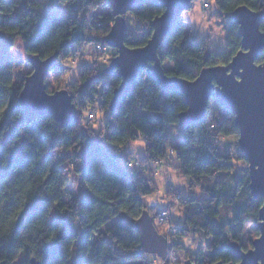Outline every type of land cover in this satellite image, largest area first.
Returning <instances> with one entry per match:
<instances>
[{"label":"trees","instance_id":"trees-1","mask_svg":"<svg viewBox=\"0 0 264 264\" xmlns=\"http://www.w3.org/2000/svg\"><path fill=\"white\" fill-rule=\"evenodd\" d=\"M214 1L229 17L227 49H212L209 37L196 40L181 15L163 43L168 45L167 75L195 80L206 67L228 65L242 48L232 13L243 5L264 12V0ZM103 5L109 4L0 0V228L5 233L0 236V264H31L32 258L40 264H152L135 221L146 210L145 197L157 191L158 179L154 171L130 168L133 156L119 151L140 136L146 146L141 160L171 157L175 175L186 178L191 188L189 195L180 193L184 216L182 224L173 226L175 248L186 253L182 239L195 234L207 244L205 252H192L196 264H237L240 259L231 243L240 242L245 251L252 248V241L242 240L249 223L258 230L263 198L251 194L249 164L238 143L222 144V138L239 137L234 113L217 103L213 112L208 107L206 122L181 129L179 115L188 107L184 95L164 92L146 70L135 88L110 109L121 76L109 66L100 71L98 60L116 55L104 42L115 17L111 12L98 14L101 27L90 19L92 9ZM163 11L162 4L149 0L130 6L125 44L146 45L152 37L151 22ZM133 22L140 25L134 28ZM260 30L264 32V18ZM94 39L105 52H96L93 62L83 60L77 77L62 86L74 96L79 119L63 127L55 117L22 107L20 93L29 74L19 80L15 73L10 53L17 42L28 56L57 55L51 70L65 72L59 60ZM263 61L264 53L256 62ZM97 107L104 115L102 133L85 116L86 110L97 113ZM175 126L181 135L171 147L169 131ZM237 161L246 166L237 170Z\"/></svg>","mask_w":264,"mask_h":264},{"label":"water","instance_id":"water-1","mask_svg":"<svg viewBox=\"0 0 264 264\" xmlns=\"http://www.w3.org/2000/svg\"><path fill=\"white\" fill-rule=\"evenodd\" d=\"M147 0H106L115 20L104 42L116 49L109 68L117 70L121 84L114 91L110 109H115L121 98L131 92L140 76L146 70L150 77L158 80L164 92L176 90L187 101L186 111L179 115L181 129L206 122L208 107L212 99L228 112H233L239 131V149L249 164L250 190L255 198H263L264 205V61L257 63L264 51V32L260 23L263 11H254L247 6H239L231 15L238 24L242 37V48L228 65H217L203 69L195 80L169 76L160 57V48L181 15L191 8L193 0H149L164 6V15L152 22V37L138 48L125 44L128 25L126 12L137 2ZM169 5L171 8L169 9ZM191 5V6H189ZM167 9V11H166ZM57 55L42 59L37 55L27 58L32 71L23 82L20 93L22 107L42 115H49L64 127L80 118V110L74 103V96L67 89L48 92L46 78L56 64ZM257 229L260 234L252 242V248L243 250L240 242L231 243L233 254L240 259L237 264H264V207L258 212ZM141 235V246L145 253L155 254L168 264L169 245L153 222L151 214L144 210L135 221ZM31 264H40L32 258ZM184 264H196L188 259ZM215 264H234L222 261Z\"/></svg>","mask_w":264,"mask_h":264},{"label":"rangeland","instance_id":"rangeland-1","mask_svg":"<svg viewBox=\"0 0 264 264\" xmlns=\"http://www.w3.org/2000/svg\"><path fill=\"white\" fill-rule=\"evenodd\" d=\"M206 0H193L192 6L190 9L186 10L182 17L186 19L192 26V33L193 37L196 40H202L205 37H209V44L214 50L219 51H225L227 49V26L229 23V17L225 16L217 7V4L212 2L211 0L209 2V7H204V2ZM93 11V10H92ZM92 11L90 13H92ZM100 16H104L108 13H110L111 7L109 5H103L100 8H97L96 10ZM63 12V11H62ZM203 13H205L203 15ZM203 15V16H202ZM132 17V15H129ZM205 17V18H204ZM91 19V18H90ZM130 19V17H129ZM130 21H133L131 18ZM131 25H134V28L137 27V25H140L138 22H133ZM170 40V39H168ZM160 54L163 57V66L168 67L169 61L164 56V52L167 50L168 45L163 44ZM92 48V45L90 43L86 44L83 49V54L81 52V49H78V52L81 53L80 56L74 57L73 53L71 57L68 59H61L59 60V64L67 67V70L65 72H60L59 70H51V74L46 78V84H48V90L53 92L60 88L63 89V85H66V81L70 82L73 79H75L78 75L79 67L83 63V60H88L90 62L94 61V54L96 52H91L90 49ZM112 51L116 53V49L111 48ZM13 62L15 63V73L17 74V77L19 80H23L31 71L32 66L30 63H27L28 55L23 50V44L22 42H17L16 47L11 51L10 53ZM99 61V69L100 71H103L106 69L107 66L110 65L111 60L109 57L106 56L105 59H100ZM65 83V84H64ZM216 99H212L210 101L209 107L213 112V109L215 108L217 104ZM97 115L100 118H103L104 115L100 111V109L97 107ZM86 115V114H85ZM87 117V116H86ZM92 121L93 126L96 127L97 132L102 133V127L101 123L99 121ZM83 120L85 121L86 118L84 116ZM170 145L171 147L176 146V142L178 141L180 137V130H178L177 126L171 127L170 131ZM227 142H234L238 143V138L231 137L228 139L222 138V144ZM120 151V154L126 155L128 153H131V157L136 159H141L143 155L146 152V146H145V140L143 136L138 137L135 140H131L124 148H122ZM173 160H171V165L173 167ZM237 170L243 168L246 166L245 162L243 161H237L235 163ZM172 176L174 178V189L175 191L169 190V185L167 179H164V176L162 175H156V179H158V189L155 193L149 194L145 197L144 202L146 205V210L151 214L153 217V222L156 225L157 230L162 234V231L160 228V225L158 223V214L161 210H167L172 214V227L174 226V223H178L179 225L182 224V219L184 216L183 211H181V198L179 199V202L176 204L175 202V194L182 193L183 195H189L191 192L190 185L188 184V181L186 178L182 176H176L174 167L172 168ZM153 174H155L153 172ZM80 184L77 183L75 191H79ZM181 197V195H180ZM255 224L249 223L246 226L245 234L242 242L244 244H251V241H253L255 238L258 237L260 234V230H256ZM171 226V224H169ZM168 226V227H169ZM162 227V226H161ZM167 226H164L165 229L168 228ZM174 233V229H173ZM184 243L187 245V249H189L186 253L181 250L175 251L173 248L170 249V252L168 251V254L170 256V261L168 264H184L185 261L188 259L195 261H198V258L195 254L192 252H195L197 250H203L205 252L206 249V241L204 239H201L199 236L195 234H191L189 237H184L182 239ZM148 257L152 264H162L163 259L160 257H157L155 254L148 253ZM206 258V257H205ZM207 259V258H206ZM207 261V260H206ZM196 263V262H195Z\"/></svg>","mask_w":264,"mask_h":264},{"label":"built area","instance_id":"built-area-1","mask_svg":"<svg viewBox=\"0 0 264 264\" xmlns=\"http://www.w3.org/2000/svg\"><path fill=\"white\" fill-rule=\"evenodd\" d=\"M204 5H206L207 7H209V2L205 1ZM92 13H90L91 15V23L95 24L98 27H101V19L99 18L98 12L96 11L97 8L92 9ZM92 43H90L92 45V48L90 49V51L92 52H105L106 48L103 46L102 43H100L97 39H94L91 41ZM81 49V52L83 54V49ZM81 53L78 52V50L74 51L73 55L74 57L76 56H80ZM85 116L88 117V119L90 121H97L99 119V116L97 115V113L94 110H86L85 112ZM101 126H103V118L99 119ZM102 131L105 130L104 126L102 127ZM170 152H173V150L171 149ZM171 157H166V159H154L151 161H147L144 162L141 159H136V158H132V160L129 162V167L130 168H134L137 169L141 172H144V170H150V171H154V175H162L164 176V179H167L168 181V185H169V190L175 191L174 189V178L172 176V165H171ZM180 199V194H175V201L176 204L179 202ZM172 214H170V212H168L167 210H161L159 211L158 214V223L160 225L162 234L165 235V237L167 238V243L169 245V252L170 249L173 248L175 251H180L181 250H177L175 248V242L177 241V238L175 237V235L173 234V227H172ZM169 224H171V226H169ZM162 226V227H161ZM164 226H169L167 229L164 228ZM168 256V262L170 261V256L169 254Z\"/></svg>","mask_w":264,"mask_h":264},{"label":"snow or ice","instance_id":"snow-or-ice-1","mask_svg":"<svg viewBox=\"0 0 264 264\" xmlns=\"http://www.w3.org/2000/svg\"><path fill=\"white\" fill-rule=\"evenodd\" d=\"M212 2H214V0H212ZM189 6H191V5H189ZM204 7H207L206 5H203ZM171 8V5H169V9ZM166 11H167V9H166ZM160 15L161 16H163L164 15V13H160ZM262 207H264V205H262ZM5 233L3 232V230H2V228H0V236H2V235H4ZM18 259H19V257H18ZM72 258L71 257H69V260H71Z\"/></svg>","mask_w":264,"mask_h":264},{"label":"crops","instance_id":"crops-1","mask_svg":"<svg viewBox=\"0 0 264 264\" xmlns=\"http://www.w3.org/2000/svg\"><path fill=\"white\" fill-rule=\"evenodd\" d=\"M204 14H205V13H203V15H204ZM203 15H202V16H203ZM204 18H205V17H204ZM185 20H186V19H185ZM186 21H187V20H186ZM187 22H188V21H187ZM129 154H131V153H129Z\"/></svg>","mask_w":264,"mask_h":264}]
</instances>
